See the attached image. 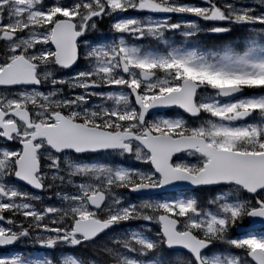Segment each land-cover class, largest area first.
Returning <instances> with one entry per match:
<instances>
[{
    "label": "snow or ice",
    "instance_id": "snow-or-ice-1",
    "mask_svg": "<svg viewBox=\"0 0 264 264\" xmlns=\"http://www.w3.org/2000/svg\"><path fill=\"white\" fill-rule=\"evenodd\" d=\"M0 264H264V0H0Z\"/></svg>",
    "mask_w": 264,
    "mask_h": 264
},
{
    "label": "rangeland",
    "instance_id": "rangeland-1",
    "mask_svg": "<svg viewBox=\"0 0 264 264\" xmlns=\"http://www.w3.org/2000/svg\"><path fill=\"white\" fill-rule=\"evenodd\" d=\"M171 38L173 39V40H180V38L178 37V36H171ZM142 43H144V41H141ZM133 43H137V41H135V42H133ZM140 43V42H139ZM49 195V193H46V194H44L42 197H45V203H49L50 201H48L47 199H46V197Z\"/></svg>",
    "mask_w": 264,
    "mask_h": 264
},
{
    "label": "trees",
    "instance_id": "trees-1",
    "mask_svg": "<svg viewBox=\"0 0 264 264\" xmlns=\"http://www.w3.org/2000/svg\"><path fill=\"white\" fill-rule=\"evenodd\" d=\"M234 38V37H233Z\"/></svg>",
    "mask_w": 264,
    "mask_h": 264
}]
</instances>
